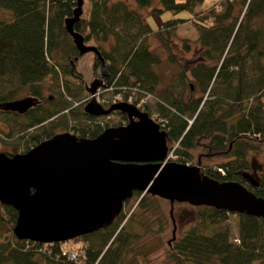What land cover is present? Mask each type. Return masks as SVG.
Masks as SVG:
<instances>
[{"label": "trees", "instance_id": "16d2710c", "mask_svg": "<svg viewBox=\"0 0 264 264\" xmlns=\"http://www.w3.org/2000/svg\"><path fill=\"white\" fill-rule=\"evenodd\" d=\"M202 1L158 0L159 7L152 8L157 12L192 11L197 30L193 50L197 54L184 62L165 41L168 56L162 59L145 39L152 31L162 40L161 31L186 18H169L152 30L125 0H89L72 26L84 42L95 41L107 72L108 84L104 86L121 92L123 98L132 93L139 98L145 92L157 96L153 104L156 114L150 115L147 104L142 108L154 119H161L168 139L175 142L174 153L180 157L175 161L189 159L188 149L203 138V148L212 154L233 156L219 165L221 174L204 171L206 174L219 180H238L264 198V179L250 186L241 177L249 167L247 151L264 145V0H220L219 6L214 2L195 10ZM134 2L146 7L151 0ZM74 5L75 0H0V9L9 14L0 17V104L23 96L38 99L21 114L0 109L10 114L9 120L19 132L13 153L50 137L57 126L77 137H93L108 126L95 122L97 115L72 104L86 90L75 67L81 54L63 26ZM188 45L185 42L184 49ZM101 64L93 54V77ZM67 74L76 78L73 86L64 77ZM45 78L52 89L48 95L43 93ZM85 102L83 99L80 106ZM111 112L127 120L119 110ZM132 194L138 195L135 210H120L110 222L70 238L83 244L77 248H63L61 244L67 240L16 238L11 231L16 211L0 203V264H73V258L82 264L134 261L128 252L133 258L147 252L137 239L149 225L142 213L149 209L147 199L153 195L138 190ZM193 208L194 221L174 238L167 251L173 264H264L261 217L209 205ZM230 213L237 218L235 240L229 238L226 223Z\"/></svg>", "mask_w": 264, "mask_h": 264}, {"label": "water", "instance_id": "95a60500", "mask_svg": "<svg viewBox=\"0 0 264 264\" xmlns=\"http://www.w3.org/2000/svg\"><path fill=\"white\" fill-rule=\"evenodd\" d=\"M82 1L75 0L63 26L79 54L90 51L102 62L101 72L85 85L90 98L82 109L90 115L119 110L127 121L106 126L93 137L60 131L24 152L0 151V203L16 211L13 235L52 242L91 232L114 218L132 190L264 220V198L238 180H219L200 173L197 164L165 160L166 132L146 111L125 100L107 107L96 100V89L107 85L108 78L99 49L73 29ZM36 100L23 96L1 103L0 108L22 113ZM241 177L252 186L258 184L247 171Z\"/></svg>", "mask_w": 264, "mask_h": 264}, {"label": "rangeland", "instance_id": "374dc122", "mask_svg": "<svg viewBox=\"0 0 264 264\" xmlns=\"http://www.w3.org/2000/svg\"><path fill=\"white\" fill-rule=\"evenodd\" d=\"M127 4L133 8H136L141 16L144 17L145 21L149 25L152 30L157 29L164 20L169 18H186L184 20H179L170 29L167 31H161L162 40H160L154 32H149L146 35V42L150 50L155 52L162 59L168 56L167 48L164 44H168L170 49L177 54L179 60L184 62V59H191L196 56V51L193 50V45L196 43L195 38L197 37V30L192 21V11L190 10H179L173 12L171 10L162 9L160 11H153L152 8H158L159 3L158 0H151L150 5L146 7H138L135 5L134 0H125ZM89 0L82 1V10L88 6ZM217 2V6H219L220 0H203L199 6L195 8V10L199 11L200 8L207 7L212 3ZM219 2V3H218ZM8 13L4 10L0 9V17L6 18L8 17ZM85 15V14H84ZM190 16V18H189ZM165 41V43H164ZM94 40L90 39L86 43H93ZM187 42L189 43L188 48L184 49L183 44ZM94 44V43H93ZM93 60V53L87 51L81 54L75 61L76 70L80 73L82 80L89 84L92 79L91 72V63ZM168 65V64H167ZM169 66V65H168ZM99 72V68L96 69ZM101 72V71H100ZM99 74V73H98ZM64 77L68 80L70 86H73L76 83V78L70 74L64 75ZM192 82V80H190ZM44 90V95L51 94L52 90L49 88L48 84H50L49 78H45L42 81ZM195 93V92H194ZM54 94V93H53ZM142 96V95H141ZM140 96V97H141ZM156 95L148 96L142 103L139 98H136L135 93L128 95L123 98L121 92H113L110 86H99L95 92V98L98 102L107 106L112 101L115 102L117 100H125L129 102H133L138 105L139 108L144 110L142 107L144 104L148 105V112L151 114H156L153 109V104L157 100L155 99ZM157 97V96H156ZM90 98L89 93L85 90L83 93V97H79L74 100L72 103L77 107L80 106V102L83 99L86 101ZM125 115V114H124ZM11 118L10 114H3L0 111V151H11L14 144L18 141L19 132L13 126V122L9 119ZM154 119L153 117H151ZM123 117L117 112H109L108 114L98 115L95 118V122L100 124L107 123L108 125H117L119 122H122ZM157 120V119H156ZM189 120V119H188ZM155 121V119H154ZM72 122V121H71ZM10 123V124H9ZM70 123V122H69ZM83 123H87L86 121H82ZM156 123L159 127H161L160 122L157 120ZM64 127L57 126L54 128L56 132L60 131ZM70 132V131H69ZM8 133L9 135H6ZM72 133V132H71ZM203 143H205V139L199 138L196 143L188 149L189 159L185 161L190 162L191 164H199V172L205 173L204 171H211L214 173L221 174L223 172L222 168L219 166L221 163L229 161L233 158V156H224V155H216L209 152V150L203 148ZM167 144V159L168 160H177L178 157L174 153L175 142L170 141L168 138L166 140ZM247 163L249 167L247 170L251 172L253 175H257L258 180H263V172H264V145L261 147L250 149L247 151ZM182 157V156H181ZM233 165V164H232ZM221 168L222 172L219 170ZM246 170V169H245ZM246 182V181H245ZM247 183V182H246ZM153 195L151 200L147 199L150 204L149 209H145L142 213V217H145L149 225L146 226V229L142 232V234L138 237L137 243L142 245V249L147 248V252L142 255H135L133 258L132 252H128L129 256L134 261H122L118 264H173L172 261L168 257L167 251L169 250V246L174 238L180 236L189 226L192 224L194 208L193 205H190L183 201H172L169 202L165 198H161L157 195ZM138 195L131 194L126 200L123 202L122 211L124 213H128L131 210L136 209V201ZM141 210V209H140ZM139 211V210H137ZM226 223L228 225L229 230V238L231 240L236 239L237 232V218L235 214H228ZM82 243L79 241H73L67 239L61 245L62 247L68 248H77L80 247ZM83 245V244H82ZM79 251V250H78ZM129 257V258H130ZM74 259V258H73ZM71 260L73 264H82L80 259ZM130 260V259H129ZM252 264H257V262H253Z\"/></svg>", "mask_w": 264, "mask_h": 264}, {"label": "flooded vegetation", "instance_id": "af4514ba", "mask_svg": "<svg viewBox=\"0 0 264 264\" xmlns=\"http://www.w3.org/2000/svg\"><path fill=\"white\" fill-rule=\"evenodd\" d=\"M37 100H38V99H37ZM37 100H36L35 103H37ZM32 106H34V104H33ZM32 106H30V107H32ZM27 109H28V108H27ZM27 109H26V110H27ZM26 110H25V111H26ZM4 111H9V110H5V109H4ZM25 111H24V112H25ZM16 113H17V112H16ZM22 113H23V112H22ZM19 114H21V113H19ZM123 123L125 124L126 121H123ZM160 126H161V128H163L164 125L161 124ZM163 129H164V128H163ZM165 132H166V131H165ZM167 138H168V137H167V134H166V140H167ZM166 145H167V144H166ZM5 153H7V154H13L12 150H11V151H5ZM199 167H200V166H199ZM123 202H124V201H123ZM122 205H123V204H122ZM121 210H122V207H121Z\"/></svg>", "mask_w": 264, "mask_h": 264}, {"label": "built area", "instance_id": "2783aa9c", "mask_svg": "<svg viewBox=\"0 0 264 264\" xmlns=\"http://www.w3.org/2000/svg\"><path fill=\"white\" fill-rule=\"evenodd\" d=\"M148 96H149L148 93H145V94L142 96L141 101H142L143 99L147 98ZM159 120H161V119L159 118Z\"/></svg>", "mask_w": 264, "mask_h": 264}, {"label": "bare ground", "instance_id": "6f19581e", "mask_svg": "<svg viewBox=\"0 0 264 264\" xmlns=\"http://www.w3.org/2000/svg\"><path fill=\"white\" fill-rule=\"evenodd\" d=\"M101 57H102V56H101ZM105 71H106V70H105ZM106 73H107V72H106ZM97 116H98V115H97ZM120 210H121V207H120ZM120 210H119V211H120Z\"/></svg>", "mask_w": 264, "mask_h": 264}]
</instances>
